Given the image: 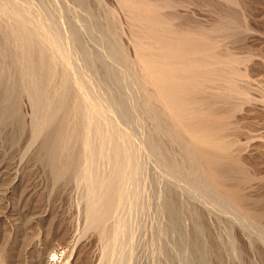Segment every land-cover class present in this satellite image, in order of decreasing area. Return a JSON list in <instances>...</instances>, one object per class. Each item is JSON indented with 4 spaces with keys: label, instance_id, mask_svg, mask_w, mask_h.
Returning a JSON list of instances; mask_svg holds the SVG:
<instances>
[{
    "label": "rangeland",
    "instance_id": "obj_1",
    "mask_svg": "<svg viewBox=\"0 0 264 264\" xmlns=\"http://www.w3.org/2000/svg\"><path fill=\"white\" fill-rule=\"evenodd\" d=\"M36 1L39 2H36L35 6V0H33V9L35 8L36 11H41L43 9L50 11V13L53 14V20L56 21V19H58V21H56L58 22L57 24L60 25L62 29L64 28L63 31H66L67 28L68 31H77L76 33L79 35L78 37L80 46L83 45L81 47L82 50L85 48L83 50V54L92 58V73L94 78L102 81V83L105 84V89L108 90V92L113 96V100L116 105L121 106V109H123V111L129 116V118L125 121L123 120L122 123L126 125V127H129V133L130 136H132V140L137 142L144 150L146 147L148 151L149 148L157 149L160 152L161 159H164V163H162L155 157L150 156L149 152L146 153L149 155L146 160L147 168L149 169V175L153 180L155 178V185H158L155 186L156 191L159 192V197L160 195L162 197H160L157 205V207L162 210L160 213L162 216H159L160 220L158 221L157 228H162V230H157L156 228V231H158V234L163 231V234L161 233L160 236L163 235L161 236V239L163 240L161 241V246L163 245L162 248L164 249V253L159 255V257L162 258L158 257V264H264V223L261 224V222L264 220V179H262L264 178V133H262L264 132V0H85V2H83L84 0H76V2L75 0ZM79 2L80 5L78 4ZM131 5L134 7V10ZM154 6L157 7L155 8ZM127 10H130L129 12L131 13H129ZM141 10L142 12L139 13ZM131 16L132 18H135L132 20ZM144 18L146 19L144 20ZM139 20L142 23H140ZM94 21H96V23ZM158 24L162 28H165L162 30ZM168 26L171 28H168ZM143 27L147 28L143 29ZM148 29H150V32ZM152 29H155V33ZM162 31H164L163 33L166 34L164 35ZM171 31L173 32L171 33ZM138 32L141 34L139 35ZM158 32L163 35L161 36V34ZM134 33H136L139 38H142L139 40L137 35ZM166 35H168V37ZM173 35L176 37H172ZM113 39L117 42L113 41ZM165 39L167 40V43ZM180 39L182 41L184 39V41L182 42ZM153 42L156 47L153 45ZM110 43H115L112 46L117 48V50L120 52L121 58L117 63H115L116 61H114V59H112L107 54L109 52L108 47L111 46ZM158 43L160 46L157 45ZM161 45H164V47ZM183 46H186V48ZM162 48H164V50ZM192 50L194 52H191ZM86 51L89 52L87 53ZM135 51L138 52L135 53ZM146 52L148 55L149 53L153 54L152 56L149 55V57L158 56V58L153 57L151 59L154 61L156 59L155 62L157 64L164 66L168 65L166 62H170L169 66L174 63L176 64L177 56L180 57V59H178L181 61L183 59V61L186 62L196 63H201L205 59H210V73L206 78H212V80L206 81L201 75L200 80L203 83H200L198 86V88L200 87V91L198 90L199 94H190L186 96L188 100H194L190 102L193 104L192 109H190V111L193 112V115H191L193 118H177L175 108L176 90L172 91L175 92L174 95L173 93H170L166 90L167 83L164 81H156V78L162 77V74H159L156 71L154 72L147 64V62L150 61V58L148 59ZM206 52L208 55H206ZM143 55H145L146 58ZM174 55L177 56L174 57ZM205 55L207 57H205ZM77 57H79V61L83 60H81L82 56L80 54H78ZM109 57L111 59H109ZM125 57H128V59ZM166 57L168 60H172V58L174 60L168 61ZM94 58L96 60H94ZM139 58L141 59L139 60ZM211 58L213 59V62ZM153 60L151 61L154 62ZM215 61L217 63H214ZM141 62L146 63L142 64ZM129 66L134 67L130 68ZM211 66L213 68H211ZM113 70L120 71L124 76L127 74L128 77L127 75L125 77L131 80L130 84L133 83L134 87L130 84V87H126L117 81V79L113 78L115 73ZM121 70H123V72ZM109 72H113V74H111L112 76H110ZM129 75L131 76V79ZM149 77H151V79ZM225 79H228L229 82L227 83ZM135 80L138 81L136 82ZM148 80L151 81V83ZM205 82L208 83L205 84ZM205 85L209 86V88L207 89ZM212 85L214 88H212ZM152 86L154 87L152 88ZM234 87H236L237 89H235L238 91L233 89ZM146 89L148 91H145ZM151 89H154V92L156 90L158 92L154 93ZM216 89H218V91ZM206 91L208 92L206 93ZM216 91L217 94L214 95ZM234 92L237 94L235 95ZM220 94L224 97L219 96ZM202 97H204V99ZM156 98L159 100H156ZM160 98H162L163 101ZM225 98H227L229 101L226 102L227 100ZM122 99L123 102L125 101L123 104H121ZM143 100H145V104L140 102H143ZM147 100L152 102L151 105L149 101L147 102ZM18 103L17 111H19L18 113L20 114V119H22L24 122L25 129L19 132L17 127L13 126L15 123H0V264H44L45 257L52 255L53 251H57V255L53 258L50 257L51 261L48 262V264H105L102 261H99L101 259L100 257L102 254V247L101 244H99L100 242L96 237V233L94 232V234L93 231L89 232L84 228L85 225H83V222L85 223V214L82 210L85 209V205L83 200H81L76 189L73 188L72 183L63 184L62 181H59L58 183L54 184L53 180L48 175V169L46 170L47 167L41 162H38L42 156V151L39 144L41 140L39 139L40 141L38 140L34 142L33 145L30 142V104L28 99L25 97H22ZM143 104L145 106H143ZM162 108L167 109L163 111ZM148 111H150V113ZM153 111H155V114H152ZM0 118H4V116H1ZM176 118L178 122L185 125V128L181 131L179 137L182 142L180 139H176ZM171 119L173 123L171 122ZM258 119L259 121H257ZM192 123L194 125H199L200 130L197 132L198 135L204 134L207 132L206 130L210 128L208 133L205 134L211 135L212 138L217 139L219 142L225 144V152L227 153L228 159L222 164L221 167H219V169H212L214 175L213 177L214 179L216 178L215 180H221L222 175L224 172H226L228 177H226V179L223 181L225 185H220L219 189H223L224 191L228 192V195L231 196V198H242L243 200L246 198L241 206L243 212H241V214L246 216L245 218L239 215L241 218L239 217L236 219L233 218V216L229 213L227 215L222 214L217 212L212 207L204 205L200 199L193 197V195L187 191V189H185L186 187L183 188L184 186L182 187V185L178 183L180 185L179 186L175 179H172V176L168 174L166 165L169 164L174 168L179 165L178 167L181 168L186 162L187 164H185V166L183 165L181 168L182 171H186L184 175H186L187 172H189L192 168H196V170H193L198 172L199 168L197 167H200V169H202L204 172L207 171V164L201 159L198 160L199 157H196L194 153H191V151L193 152V146L190 143L191 139L188 137L189 134L186 132H188L189 128L192 127ZM10 125L11 127H8ZM163 126H167L168 128L166 127L164 129ZM158 128H162V132L157 131L160 130ZM162 133L163 136L165 135L164 137H162ZM172 136L175 137L173 138ZM155 143L156 146H154ZM174 144H177L178 146ZM187 145H190L191 147ZM186 146L187 148L189 147L188 151ZM158 147H161L162 149H159ZM180 149H182L181 152ZM182 151L187 152L183 153ZM176 152L179 157H177ZM191 155H193L192 159L194 157L193 160L196 161V164H198V162L201 164L199 163V165H196V167L194 165L195 161L193 162L190 159ZM164 157H167L170 160L167 159V163H165L166 158ZM172 158L176 160H172ZM190 162L193 164H190ZM198 173H200V171ZM60 184L62 185V189L59 188L61 186ZM176 201L181 204V206L183 205L186 208L183 207L182 209ZM177 205L178 207H176ZM246 205L248 206L246 207ZM177 209H180V211L176 212ZM185 209H188V212H186ZM192 215L195 217L192 218ZM30 216L33 217L30 218ZM17 217L19 218L17 219ZM179 218V222L181 223L177 224ZM241 219L244 221H241ZM247 219H250V225H248L249 222ZM244 222L248 223L245 225ZM174 223L181 227V231L177 225H174ZM255 227L258 228L255 229ZM34 237L36 239H34ZM191 238H194V241L200 243L198 254L193 253L191 246L194 241H192ZM189 250L195 255H190ZM200 256L202 258H200ZM3 259L6 263H4ZM194 260H196V262Z\"/></svg>",
    "mask_w": 264,
    "mask_h": 264
},
{
    "label": "bare ground",
    "instance_id": "obj_2",
    "mask_svg": "<svg viewBox=\"0 0 264 264\" xmlns=\"http://www.w3.org/2000/svg\"><path fill=\"white\" fill-rule=\"evenodd\" d=\"M36 2L37 1L35 0V3H34L35 6H36ZM75 2H76V0H75ZM83 2H85V0ZM139 2H141V1H139ZM32 3H33V0H0V117L4 116V118H0V123H12V124L15 123L16 125L14 124L13 126H16L17 129L19 130V132L24 130L25 125H24L23 120L20 119L21 117H20V114L18 113L19 111H17V107L19 104L18 102L22 97H25L28 99V102L30 104V109H31L30 110L31 111V114H30V118H31L30 142L33 145L34 142L38 141L39 139L41 140V142L39 144H40V149L42 151V156L40 157V161H38V162H41L43 165H45L47 167L46 170L48 169V175L53 180L54 184L58 183L59 181H62L63 184L64 183L65 184H71L72 183L73 188L76 189V191L79 193L80 198H81V200H83L84 205H85V209L82 210L83 213L85 214L84 215L85 223L83 222V225H85L84 228H85V230H87L89 232L93 231V233L94 232L96 233V237L98 238V241L100 242L99 244H101V247H102V250H101L102 254L100 257L101 259L99 261H102L105 264H158L159 263V261H158L159 255L160 254L162 255V253H164V251H163L164 249L162 248L163 245L161 246V244H162L161 241H163L161 239V236H163V235L160 236V234L163 231L162 232L160 231L161 232L160 234H158L157 233L158 231H156V228L158 227L157 226L158 221L160 220L159 216H162V214L160 215L162 210L157 207L161 195L159 197V194H158L159 192L156 191L155 186H158V185L157 184L155 185V183H156V181L154 182L155 178L153 180L151 178V176L149 175V171H148L149 169L147 168L146 160H147V157H149V155L155 157L156 159H158L162 163H164L163 162L164 159L163 160L161 159L160 152L157 149H155V148L150 149L148 147L149 148V151H148L147 147H146V149H145L146 152H145V150L137 142L132 140V138H131L132 136H130V133H129V127H126V125H124L122 123L123 120L125 121L126 119L129 118V116L123 111V109H121V106L116 105V103L113 100V96L108 92V90L105 89V87H104L105 84L102 83V81L94 78L93 73H92L93 72L92 71L93 70V61L91 60L92 58L87 57L86 55L83 54L84 53L83 50L85 48L82 50L81 47L83 45L80 46L79 37H78L79 35L76 33L77 31H75V32H73L74 30L68 31V28L66 29L67 32L65 30L63 31L64 28L62 29L60 27V25L57 24L58 22H56V21H58V19H56V21L53 20V14L50 13V11H46L47 9H45V10L43 9L41 11H36L35 8H34L35 9V11H34V9H33L34 6ZM78 4L80 5V2ZM123 4H125V3H123ZM166 4H168V3H166ZM126 5H127V3H126ZM169 5H170V3H169ZM142 6H143V4H142ZM136 7H138V6H136ZM133 10H134V7H133ZM150 10H152V9H150ZM127 11L129 12L130 10H127ZM159 11H161V10H159ZM140 12H142V10L139 11V13ZM129 13H131V12H129ZM128 15H130V14H128ZM133 15H134V13H133ZM145 15H143V16H145ZM151 15H153V14H151ZM132 16H131V18H132ZM139 16H140V14H139ZM59 17H60V14H59ZM137 17H138V15H137ZM137 17H136V19H137ZM148 17H149V15H148ZM133 18H135V17H133ZM133 18H132V20H133ZM145 19L146 18H144V20ZM134 21H135V19H134ZM166 21H167V19H166ZM94 22L96 23V21H94ZM91 23H92V21H91ZM140 23H142V22L140 21ZM149 23H151V22H149ZM61 24H63V23H61ZM71 25H73V24H71ZM145 25H147V24H145ZM99 26H101V25H99ZM152 27H153V25H152ZM100 28H102V27H100ZM141 28H142V26H141ZM145 28H147V27H145ZM145 28L143 27V29H145ZM157 28L160 29L162 27L160 26V28L159 27H157ZM164 28H162V30ZM168 28H171V27L168 26ZM96 29H98V28H96ZM216 29H218V28H216ZM148 30L150 32V29H148ZM154 30H153V32H154ZM142 31H140V32H142ZM167 31H169V30H167ZM160 32H158V33H160ZM163 32L164 31H162V33ZM172 32L173 31H171V33ZM80 33H82V32H80ZM156 33H157V31H156ZM134 34H136V33H134ZM140 34L141 33H139V35ZM163 34H161V36ZM142 35H144V34H142ZM187 35H189V34H187ZM166 36L168 37V35H166ZM114 37H115V35H114ZM137 37L139 38L138 35H137ZM155 37H156V35H155ZM172 37H176V36L173 35ZM141 38H139V40ZM177 38H178V36H177ZM96 39H98V38H96ZM114 39H116V38H114ZM114 39H113V41H116ZM158 39H159V37H158ZM102 40H104V39H102ZM147 40H148V37H147ZM183 41H184V39H183ZM111 43H110L111 46L108 47L109 52L107 54L112 59H114V61H116L115 63H117L118 60L121 58L120 52H119V50H117V48H114L112 46L115 43H113V44H111ZM118 43H119V41H118ZM149 43H150V41H149ZM149 43H148V45H149ZM159 43H161V42H159ZM159 43L157 45H159ZM166 43H167V40H166ZM106 44H107V41H106ZM170 44H171V42H170ZM141 45H143V44H141ZM153 45L155 46L154 42H153ZM166 45H168V44H166ZM161 46L164 47V45H161ZM116 47H117V45H116ZM174 47H176V46H174ZM101 48H102V45H101ZM184 48H186V46ZM187 48H188V43H187ZM162 49L164 50V48H162ZM134 50H136V49H134ZM156 51H158V50H156ZM137 52L135 51V53H137ZM147 52H146V54H147ZM178 52H179V49H178ZM191 52H194V51L192 50ZM135 53H134V56H135ZM200 53H198V54H200ZM78 54H80L82 56V58L80 57L81 60L83 59L82 61H79V57H77ZM156 54H158V53H156ZM145 55H143V56L145 57ZM149 55L152 56L153 54L149 53ZM149 55H148V59L150 58L149 59L150 61H148L147 64L151 67V69L154 72L156 71L159 74H162V77L156 78L157 79L156 81L157 82L164 81L165 83H167L166 90L170 93H173L174 95H175V92H172V91L176 90V107L175 108H176L177 118L178 117L186 118V119L187 118H193V116H191V115H193V112L190 111V109H192L193 104H191L190 102L194 101V100H190V99L188 100L186 96H188L190 94L191 95L192 94L193 95L199 94L198 90L200 89V87L198 88V86L200 83H203L200 80L201 75H202V77H204V79L206 81L212 80V78H208V79L206 78L210 73V70H209V66H210L209 60L210 59L203 58L205 60L202 61L201 63L186 62V61H183V59H182V61L179 60L180 57H178L177 55H174V57L177 56L176 57L177 58L176 64L174 62H171L174 64H171V66H169L170 62H166V64L168 63V65L164 66V65L157 64L155 62L156 59H155V61L153 59H151L154 56L149 57ZM160 55H159V57H160ZM206 55H208L207 52H206ZM206 55H205V57H207ZM91 56H92V54H91ZM97 56H98V54H97ZM155 56H157V55H155ZM165 56H166V54H165ZM93 57H96V56H93ZM110 57H109V59H111ZM171 57H172V55H171ZM125 58L128 59V57H125ZM154 58H158V56L154 57ZM140 59L141 58H139V60ZM94 60H96V59L94 58ZM139 60H138V62H139ZM151 60H153L154 62H152ZM167 60H168V58H167ZM170 60H168V61H170ZM173 60L174 59L172 58L171 61H173ZM211 60L213 62L212 58H211ZM214 60H216V59H214ZM160 61H161V59H160ZM138 62H137V64H138ZM145 63H142V64H145ZM214 63H217V62L215 61ZM123 64H124V62H123ZM131 64H133V63H131ZM198 64H200V65H198ZM219 65H217V66H219ZM114 66H115V64H114ZM120 66H119V68H120ZM129 67L131 68L132 66H129ZM121 68H122V66H121ZM140 68H142V67H140ZM211 68H213V67L211 66ZM218 69H219V67H218ZM144 70H145V68H144ZM121 71L123 72V70H121ZM129 71H131V70H129ZM213 71H214V69H213ZM114 72L115 73L113 75L114 76L113 78L117 79V81H119L122 85L128 87L131 80H129L127 78L128 75L125 74V71H124V74H125V76L127 75V77H125L123 74H121L120 71L116 70ZM134 73H135V71H134ZM145 73H147V72H145ZM111 74H113V72L110 73V76H112ZM149 78L151 79V77H149ZM130 79H131V76H130ZM220 80H223V79H220ZM220 80H219V82H220ZM149 82L151 83V81H149ZM226 82L227 83L229 82L228 79L226 80ZM120 83H118V84H120ZM146 83H147V81H146ZM207 83L205 82V84H207ZM239 84H241V83H239ZM130 85L133 86V83H131ZM213 85H212V88H214ZM147 86H149V85H147ZM205 86L207 87V89L209 88V86H207V85H205ZM220 86H221V84H220ZM153 87L154 86H152V88ZM216 87H217V85H216ZM235 88L236 87H234L233 89H235ZM143 89H144V87H143ZM151 90H152V92H154L153 91L154 89H151ZM216 90L218 91V89H216ZM145 91H148V90L146 89ZM217 91H216V93L214 92L215 94L214 93L213 94L216 95ZM236 91H238V90H236ZM155 92H158V91L156 90ZM207 92L208 91H206V93ZM141 93H144V92H141ZM218 94H219V92H218ZM234 94H235V92H234ZM239 94H240V92H239ZM211 95H212V93H211ZM146 96H148V95H146ZM219 96H222V95L220 94ZM222 97H224V96H222ZM149 98H150V96H149ZM157 98H156V100H159ZM202 98L204 99V97H202ZM147 99H148V97H147ZM160 99L162 100V98H160ZM216 99H218V98H216ZM225 99L227 100V98H225ZM153 100H155V99H153ZM243 100H244V98H243ZM144 101L145 100H143V102L142 101H140V102L144 103ZM148 101L149 100H147V102ZM228 101L229 100H227L226 102H228ZM124 102L122 99L121 104H123ZM133 102H135V101H133ZM204 102H205V100H204ZM216 102H214V103H216ZM151 103L152 102H150V105H151ZM153 103H155V102H153ZM144 104H143V106H145ZM254 104H256V103H254ZM160 106H161V104H160ZM166 109L162 108L163 111ZM152 110H155V109H152ZM150 111H151V109H150ZM150 111H148V112L150 113ZM154 112L155 111H153L152 114H155ZM165 112H167V111H165ZM156 113H158V112H156ZM156 117L158 118L157 115H156ZM166 117H167V115H166ZM171 117H173V116H171ZM157 118H156V121H157ZM177 118L175 119L176 123L175 122L174 123L176 124V126H175V128H176V139L178 138V140H179L181 131L184 130L185 125L183 123L181 124L180 122H178ZM220 120H221V118H220ZM202 121H204V120H202ZM257 121H259V119ZM171 122H172V119H171ZM181 122H182V120H181ZM157 124H158V122H157ZM7 125H6V127H7ZM191 126L192 127L189 128L188 132L185 131L186 133L189 134L188 137H190V139H191L190 143L193 146V148H192L193 152L191 151V149H190V151H191V153H194L196 155V157L197 156L199 157L198 160L201 159L207 164L206 165L207 171L204 172V171H202V169H200V167H197L200 162H198V164H196V161L193 160L194 157L192 159L193 155H191L190 159L193 162L195 161L194 165L195 166L197 165L196 167L199 168V170L198 169L197 170H198V172L200 171V173H198L197 171H194V170H196V168L195 169L192 168L189 172H187L186 175H184V173H186V171L185 172L182 171L181 168L183 167V165L185 166V164H187V162L185 164H183L187 160L186 159L182 163L183 165L181 168L178 167L179 165L176 166V168H174L173 166H171L169 164L166 165V168L168 169V174H170L172 176V179H175L177 184L178 183L181 184L182 187L184 186L183 188L186 187L185 189H187V191H189L193 195V197L200 199L204 203V205L212 207L217 212L222 213V214L227 215L229 213L233 216V218H236V219H238L240 217L239 215H241L242 217L245 218L246 216L241 214V212H242L241 206L243 204V201L246 198L244 200L242 198H231V196L228 195V192L224 191L223 189L222 190L219 189L220 185H223V184L225 185V183H223V181L226 179V177H228L226 172H224V174L222 175L221 180H218V179L215 180L216 178L214 179V177H213L214 175H213L212 169L213 168L219 169V167H221L222 164L228 159L227 153L225 152L226 151L225 144L219 142L217 139L212 138L211 135H206L208 133V130H210V128L208 130H206L207 132L204 131L206 134L204 133L202 135H198L197 132H198V130H200L199 125H197V124L194 125L192 123ZM8 127H11V125ZM166 127H164V129ZM158 129H160V128H158ZM161 129L157 130V131L162 132ZM172 133H173V131H172ZM262 133H264V132H262ZM146 135H148V134H146ZM161 135H162V137L165 136V135L163 136V133ZM184 137H185V135H184ZM13 140H14V138H13ZM180 141H181V139H180ZM260 141H262V140H260ZM186 144H187V142H186ZM174 145H177V144H174ZM154 146H156V143ZM187 146L191 147L190 145H187ZM187 146H186V149L188 151L189 147L187 148ZM251 148H252V146H251ZM182 149H180V152ZM178 150H179V147H178ZM178 150H177V152H178ZM187 151H185V152L182 151V152L186 153ZM147 152H149V155L146 154ZM177 152H176V155H177ZM233 152H234V150H233ZM189 154H190V152H189ZM187 156H189V155H187ZM177 157H179V156L177 155ZM185 157H186V154H185ZM164 158H166L165 163H167V159H169V158H167V157H164ZM172 160H176V159L172 158ZM177 161H178V159H177ZM172 163H174V162H172ZM190 164H193V163L190 162ZM186 167H188V166H186ZM244 177H246V176H244ZM262 179H264V178H262ZM249 182H250V180H249ZM52 184H51V186H52ZM216 185H217V187H216ZM233 185H234V183H233ZM249 185H250V183H249ZM61 187H62V185L59 188L62 189ZM246 188H248V187H246ZM63 193H64V191H63ZM31 194H33V193H31ZM235 196H236V193H235ZM250 199H251V197H250ZM177 201H178V199H177ZM247 202H248V200H247ZM257 202H258V199H257ZM248 204H250V203H248ZM178 205L181 206V204H179V203H178ZM178 205L176 207H178ZM247 206L248 205H246V207ZM183 207H185V206L182 205L181 208L183 209ZM32 208H33V205H32ZM180 209L179 210L177 209L176 212L180 211ZM186 212H188V209L186 210ZM42 214H43V212H42ZM183 216H185V215H183ZM32 217L33 216H30V218H32ZM191 217L193 218L195 216L192 215ZM252 217H253V215H252ZM18 218L19 217H17V219ZM35 218H36V216H35ZM189 219H190V217H189ZM244 220L241 219V221H244ZM247 220L249 222L250 219H247ZM262 220H263V218H262ZM179 221H180V218H179L177 224L181 223ZM27 222H29V221H27ZM248 222H244L245 225ZM262 223H264V220H263V222H261V224ZM177 224L174 223V225H177ZM28 225H30V224H28ZM248 225H250V222ZM159 227H160V225H159ZM36 228H37V226H36ZM179 228L181 231V227H179ZM257 228L258 227H255V229H257ZM160 229L162 230V228H160ZM160 229L157 228V230H160ZM177 231H179V230H177ZM193 235H196V234H193ZM37 236H38V234H37ZM34 239H36V238L34 237ZM193 239H192V241H194ZM32 244H33V242H32ZM199 244L200 243H198L196 241H194L192 243L191 247H192L193 253H195V254L199 253V247H200ZM29 245H30V243H29ZM27 248H26V250H27ZM41 248H43V247H41ZM203 248H205V247H203ZM41 251H40V253H41ZM52 253H53L52 255L45 257L44 264H48V262L51 261L50 257L53 258L57 255V251H53ZM32 254H34V253H32ZM189 254L191 255L192 251H190ZM195 254H192V255H195ZM201 256H203V255H201ZM201 256H200V258H202ZM159 258H162V257H159ZM190 258H192V257H190ZM4 259H3V261H4ZM200 260H199V262H200ZM194 261L196 262V260H194ZM4 263H6V262L4 261ZM39 263H41V262H39Z\"/></svg>",
    "mask_w": 264,
    "mask_h": 264
}]
</instances>
